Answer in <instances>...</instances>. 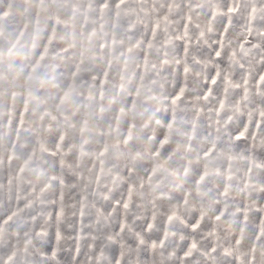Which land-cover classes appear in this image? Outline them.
Instances as JSON below:
<instances>
[{
  "label": "snow or ice",
  "instance_id": "obj_1",
  "mask_svg": "<svg viewBox=\"0 0 264 264\" xmlns=\"http://www.w3.org/2000/svg\"><path fill=\"white\" fill-rule=\"evenodd\" d=\"M0 26V264H264V0H0Z\"/></svg>",
  "mask_w": 264,
  "mask_h": 264
},
{
  "label": "rangeland",
  "instance_id": "obj_2",
  "mask_svg": "<svg viewBox=\"0 0 264 264\" xmlns=\"http://www.w3.org/2000/svg\"><path fill=\"white\" fill-rule=\"evenodd\" d=\"M13 2L19 4L21 2H26V0H13ZM57 2H59V0H57ZM14 44L19 46L18 38L15 37L13 33L8 31L6 26H0V53H3L2 55H0V65L3 64L5 58L16 63L23 61L24 57L22 55H19L16 52L15 48L12 49L11 53L8 52V49ZM9 70L12 71L13 77L16 78V70L12 69L11 66H9ZM2 76L3 72L0 71V77ZM75 111L76 109H73L74 113Z\"/></svg>",
  "mask_w": 264,
  "mask_h": 264
}]
</instances>
